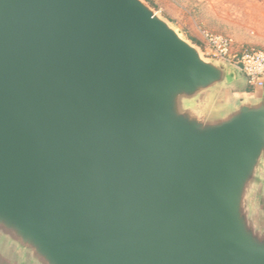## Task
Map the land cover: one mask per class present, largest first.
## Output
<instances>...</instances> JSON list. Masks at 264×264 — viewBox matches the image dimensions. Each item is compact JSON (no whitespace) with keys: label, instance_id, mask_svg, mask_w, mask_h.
<instances>
[{"label":"water","instance_id":"water-1","mask_svg":"<svg viewBox=\"0 0 264 264\" xmlns=\"http://www.w3.org/2000/svg\"><path fill=\"white\" fill-rule=\"evenodd\" d=\"M144 0H0V252L18 264H264V88Z\"/></svg>","mask_w":264,"mask_h":264},{"label":"rangeland","instance_id":"rangeland-1","mask_svg":"<svg viewBox=\"0 0 264 264\" xmlns=\"http://www.w3.org/2000/svg\"><path fill=\"white\" fill-rule=\"evenodd\" d=\"M181 36L208 54L203 33L230 37L234 51L264 49V0H144ZM247 84L225 88L228 100L244 95Z\"/></svg>","mask_w":264,"mask_h":264},{"label":"built area","instance_id":"built-area-1","mask_svg":"<svg viewBox=\"0 0 264 264\" xmlns=\"http://www.w3.org/2000/svg\"><path fill=\"white\" fill-rule=\"evenodd\" d=\"M203 38L209 55L239 68L250 88H264V49L235 52L234 42L228 36L204 32Z\"/></svg>","mask_w":264,"mask_h":264},{"label":"crops","instance_id":"crops-1","mask_svg":"<svg viewBox=\"0 0 264 264\" xmlns=\"http://www.w3.org/2000/svg\"><path fill=\"white\" fill-rule=\"evenodd\" d=\"M249 87V86H248ZM261 89H253V88H244V95L247 97H254L256 93L260 92ZM261 205L264 211V181H263V187L261 190ZM0 264H18L16 261H13L12 259L8 258L4 254L0 252Z\"/></svg>","mask_w":264,"mask_h":264}]
</instances>
